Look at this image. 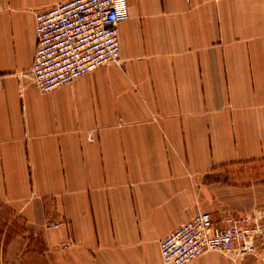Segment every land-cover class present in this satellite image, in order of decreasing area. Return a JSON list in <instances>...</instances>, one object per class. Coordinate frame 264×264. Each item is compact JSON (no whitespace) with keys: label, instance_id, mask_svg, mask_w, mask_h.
<instances>
[{"label":"crops","instance_id":"crops-1","mask_svg":"<svg viewBox=\"0 0 264 264\" xmlns=\"http://www.w3.org/2000/svg\"><path fill=\"white\" fill-rule=\"evenodd\" d=\"M62 1L0 0V207L41 256L169 264L160 240L197 211L264 207L226 179L264 162V0H126L119 61L43 91L35 15Z\"/></svg>","mask_w":264,"mask_h":264},{"label":"built area","instance_id":"built-area-1","mask_svg":"<svg viewBox=\"0 0 264 264\" xmlns=\"http://www.w3.org/2000/svg\"><path fill=\"white\" fill-rule=\"evenodd\" d=\"M126 15V0H66L36 12L37 42L30 69L35 86L52 91L99 66L118 62L117 27ZM257 215L223 221L199 210L160 240L162 260L189 264L209 251L243 254L254 252L256 243L264 249V212Z\"/></svg>","mask_w":264,"mask_h":264},{"label":"rangeland","instance_id":"rangeland-1","mask_svg":"<svg viewBox=\"0 0 264 264\" xmlns=\"http://www.w3.org/2000/svg\"><path fill=\"white\" fill-rule=\"evenodd\" d=\"M255 165L251 166L253 168ZM256 169L261 171H245L243 177L240 175L235 176L234 172L230 173L232 176L228 178L232 183L244 181L245 184L257 186L264 184V162L256 165ZM254 170V171H253ZM258 215L264 212V207H257L252 209ZM251 213V214H252ZM257 215V216H258ZM11 214L5 208L0 207V264H49L48 261L41 256V247L39 242L32 241L34 236L23 235L24 225L21 222L11 221ZM27 237V239L25 238ZM256 243L254 252L238 253L234 252L229 256L235 259L234 264H264V249ZM258 246V247H257ZM219 252V251H217ZM222 253V252H220ZM224 254V253H222ZM227 255V254H226Z\"/></svg>","mask_w":264,"mask_h":264}]
</instances>
